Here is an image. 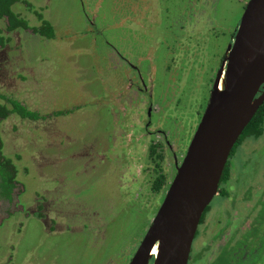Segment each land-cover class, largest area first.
<instances>
[{
  "label": "rangeland",
  "instance_id": "obj_1",
  "mask_svg": "<svg viewBox=\"0 0 264 264\" xmlns=\"http://www.w3.org/2000/svg\"><path fill=\"white\" fill-rule=\"evenodd\" d=\"M26 1L51 23L55 38L41 39L31 31L16 33L0 62L3 75L13 73L16 83L10 86L1 79L0 92L9 94L17 88L12 97L28 100L37 112L50 117L28 125L13 118L1 126L17 183L9 199L0 198V264H128L162 200L150 206L143 199L137 183L129 179L134 171L124 170L140 166L131 157H124L123 166L116 162L117 148L112 147L116 135L106 140L116 131L115 125L125 123L123 112L111 110L112 102L118 90L136 79L118 55L147 68L148 80L154 81L153 124L176 145L174 154L180 163L249 0H204L208 29L206 23L196 25L198 54L184 60L172 56L174 38L180 35L176 27L185 25L187 6L192 2L196 9V0ZM69 109L75 110L71 116L53 115ZM59 124H64L69 139L58 155ZM135 129L142 131L129 128L131 134H136ZM84 139L97 142L100 150L104 147L107 163L93 161V171L90 166L78 171L80 164L68 157L75 152L69 141L81 146ZM251 140L249 136L247 141ZM235 150L233 159L239 162L244 150ZM259 150L264 152V147ZM35 200L54 202L47 211L50 217L59 216L58 231L48 234L34 215L20 212L19 205L26 203L32 210L30 203Z\"/></svg>",
  "mask_w": 264,
  "mask_h": 264
},
{
  "label": "flooded vegetation",
  "instance_id": "obj_2",
  "mask_svg": "<svg viewBox=\"0 0 264 264\" xmlns=\"http://www.w3.org/2000/svg\"><path fill=\"white\" fill-rule=\"evenodd\" d=\"M196 1L199 2L196 9L192 7V2L189 7L187 6L188 14L184 16L189 15V17L185 21V25L176 27V30L180 31V35L174 38V51L172 52L174 58L178 57L184 60L196 56L199 46L198 35H195L199 32L196 25L200 26V23H206V29H208V19L204 17L202 10L205 2L203 3L204 0ZM88 23L91 24L90 21ZM237 27L232 34L228 47L233 42ZM227 49H225L223 59L227 55ZM7 50L8 46L0 49V57H2L0 62L6 58ZM118 56L123 60L124 63L122 64L125 65L126 63L129 70L131 68L130 71L136 74V79L134 82H127L126 87L121 90L114 87V90H118L120 93L113 100L111 110L114 111V114L117 109L123 112L125 123L124 125L119 123L115 125L116 131L111 132L106 140L111 141L116 135V139L114 138L112 142V147L117 148L115 152L116 162L121 163L123 166L125 158L131 157L134 158L135 165L140 166L137 169L129 166L124 170L134 171V174L129 176L130 181L137 183V189L141 192L143 199L152 206V203L156 200H163L187 149L185 154L181 156L179 163L174 154L176 145H171L167 133L153 124L154 81L152 79L148 80L147 68L142 67V65H134L132 62L126 61L121 55ZM1 69L2 64L0 63V80L4 79L10 86L15 84L16 80L14 79L16 76L13 73L8 74V72L3 75ZM141 73L144 75L143 77ZM262 89L263 87L257 96H259ZM16 90L17 88L11 90V93ZM115 100L118 101L117 107ZM24 101L28 102V100ZM28 106L30 109H34L29 102ZM73 110H62V112L64 116H71L75 110L80 111L81 107ZM57 111L60 112V110H56V113H59ZM46 115L44 114V116ZM58 116L60 114L56 115V117ZM130 119H132V124H128ZM22 121H24V124L27 123L25 125H28L29 122L40 123L42 120L31 121L25 119ZM59 125L61 128L56 129V137L60 139L56 143V154L58 155L61 151L66 150V146H62L69 139L64 132V124ZM139 127L142 131L135 129L137 130L136 134H133V132L131 134L129 128ZM0 134L3 140L2 132ZM39 134L42 136L43 131H39ZM263 135L264 127L262 134L259 136H239L232 147L222 171L217 192L202 212L198 222L187 264H264V258L261 262L262 255H264V152L259 150L260 147H264ZM249 136L253 140L247 141ZM38 139L42 140L41 138ZM87 142L90 143L87 139H84L83 143L80 144L81 146H78L75 141H69V144L74 143L75 152L69 153L68 157L74 158V161L80 164L81 167L78 171H86L89 166L90 170L93 171L94 166L91 165L93 161L107 163L104 147L100 150L97 147V142H91L90 145ZM237 148L246 150V152H239L242 154V157L238 158L239 162L235 161L237 159H233L237 154L235 150ZM167 158H170V163L167 162ZM169 170L171 171L167 174L166 172ZM157 183L160 189L156 191ZM46 202L40 203L35 200V202L30 203V209L32 210H29V205L26 203L25 205H17H19L20 212H25L28 217L34 215L37 220L43 223L45 231L49 234L59 230V223L56 221L59 216L52 215L50 217L47 207L52 209L54 202L51 203L52 206ZM48 210L50 209L48 208ZM56 212H59V210H56ZM242 241L245 242L241 244ZM153 260L154 254L148 264H152Z\"/></svg>",
  "mask_w": 264,
  "mask_h": 264
},
{
  "label": "water",
  "instance_id": "obj_3",
  "mask_svg": "<svg viewBox=\"0 0 264 264\" xmlns=\"http://www.w3.org/2000/svg\"><path fill=\"white\" fill-rule=\"evenodd\" d=\"M263 102L264 0H249L185 157L128 264H148L153 254L152 264H187L230 151Z\"/></svg>",
  "mask_w": 264,
  "mask_h": 264
},
{
  "label": "trees",
  "instance_id": "obj_4",
  "mask_svg": "<svg viewBox=\"0 0 264 264\" xmlns=\"http://www.w3.org/2000/svg\"><path fill=\"white\" fill-rule=\"evenodd\" d=\"M18 4L16 12L13 7ZM23 6L26 13L23 14L19 7ZM22 8V7H21ZM31 3L26 0H0V49L7 46L16 33L31 31L36 37L45 40H53L55 38V31L51 23L44 19L43 14L35 9ZM26 14V15H25ZM29 17L34 21L36 26H30L25 17ZM30 21V22H31ZM0 92V124L1 126L13 118L18 121L31 120H46L50 116L42 115L34 109H30L28 102L12 97L11 93L7 94ZM63 114L61 112H54L53 115ZM264 124V103L258 108L250 122L241 133L242 136L254 135L259 136L263 132ZM1 133V131H0ZM1 135V134H0ZM5 144L0 137V198L9 199L12 193L13 186L16 182L17 170L13 163L5 153ZM156 191L160 189L158 183L155 187Z\"/></svg>",
  "mask_w": 264,
  "mask_h": 264
},
{
  "label": "bare ground",
  "instance_id": "obj_5",
  "mask_svg": "<svg viewBox=\"0 0 264 264\" xmlns=\"http://www.w3.org/2000/svg\"><path fill=\"white\" fill-rule=\"evenodd\" d=\"M153 253H155V250H153Z\"/></svg>",
  "mask_w": 264,
  "mask_h": 264
}]
</instances>
